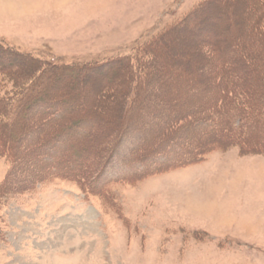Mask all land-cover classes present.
<instances>
[{"label":"rangeland","instance_id":"1","mask_svg":"<svg viewBox=\"0 0 264 264\" xmlns=\"http://www.w3.org/2000/svg\"><path fill=\"white\" fill-rule=\"evenodd\" d=\"M255 17L264 0H0V264H264ZM36 89L41 107L20 100ZM247 97L250 124L226 103ZM74 111L86 122L50 129ZM42 140L73 176L90 167L83 186L41 171Z\"/></svg>","mask_w":264,"mask_h":264},{"label":"trees","instance_id":"2","mask_svg":"<svg viewBox=\"0 0 264 264\" xmlns=\"http://www.w3.org/2000/svg\"><path fill=\"white\" fill-rule=\"evenodd\" d=\"M208 1V0H207ZM206 2H203L202 3V5H204ZM255 3V2H254ZM254 3H253V7H255L254 6ZM256 4V3H255ZM201 8V6H199L198 7V9H196L193 13H195V12H197V10H199ZM256 9H257V11H258V13H259V15H263V13H262V11L261 10H259V8L256 6L255 7ZM258 18H252L250 21H249V26H250V29L252 30H254V32L255 33H258V32H260L261 30H264V22L263 21H261V22H259V23H257L256 21H258L257 20ZM262 24H263V26H262ZM176 27H180L179 25H176ZM147 44V43H146ZM148 45H149V43H148ZM148 45H144V47H148ZM151 45V44H150ZM0 47H2L1 45H0ZM2 49H3V47H2ZM1 50V49H0ZM6 51V49H3V51ZM142 54L144 55V52H142ZM16 55H18L19 57H25V58H27V56L26 55H20V54H16ZM136 58V57H135ZM132 59V58H131ZM137 60H135V59H133V60H130V57H129V59H126V61L124 62V63H122V64H118V65H111V67H110V69H113V70H116L117 71V69L119 68V67H117V66H122V65H125V64H128V65H130L132 68H136V70H137ZM226 66H228V65H226ZM63 68H65V66H60V67H55L54 69H59V70H62ZM123 69H125L124 71L126 72V76H127V81L128 82H130L129 80V71H128V69L127 68H123ZM53 73H54V70H53ZM53 73H52V76H54L55 75V73H54V75H53ZM136 73V71H133L132 72V75L133 74H135ZM36 76H38V73L36 74ZM133 77H134V75H133ZM48 78V76H45L43 79L45 80V79H47ZM132 82V81H131ZM211 83V82H210ZM19 86V85H18ZM125 87V86H124ZM132 87V86H131ZM207 87H209V86H207ZM18 88H20V87H18ZM107 88V87H106ZM25 91V90H24ZM27 91H29V90H27ZM27 91H26V93L25 94H23L22 95V98L20 99V100H23V97L24 98H26V100H29V101H36V98H38V101H36V103L37 104H39V106L41 107L44 103H46V102H44L43 104L41 103L43 100H46V98H49L50 99V94L49 93H47L46 94V97L45 98H42L41 96H39V94H38V89H36V90H33V91H29V93H27ZM225 90H221L220 91V94L218 95V97L217 98H219V100L218 101H214L213 103H212V105H214V106H218V104H222V101H221V99L222 98H225V97H227V95H226V93L224 92ZM30 93H33V94H30ZM221 93H223L224 95H221ZM33 95H34V97H33ZM230 95V94H229ZM53 96V95H52ZM133 96V95H132ZM54 97H56V94H54ZM57 99H58V96H57ZM57 99H53L54 101H53V107L54 108H56V105L54 104V103H56V101H57ZM60 99V98H59ZM215 100H217L216 98H214ZM20 100H18V101H20ZM62 100V99H61ZM228 100V102H226L227 104H228V106H229V108H230V111H232L233 113H235V112H237L238 114H242V116H243V120L245 121V122H249L248 124H250V121H253V119H254V117L256 118V116H257V113H258V111H257V109H256V107L252 104V101L247 97V98H244L242 101H240V103L238 104V102H237V104L238 105H236V104H234V103H232L231 104V99L229 98V99H227ZM17 101V102H18ZM63 101V100H62ZM229 101H230V103H229ZM216 103V104H215ZM19 104H21V103H16L15 104V107H17V110L18 109H20L19 107H18V105ZM38 106V107H39ZM55 113V110L54 111H49L48 110V106H46V107H43V110H42V115L39 117L40 119H42L43 117H48V115L49 114H52V113ZM211 113V115L213 114H216V111H214V112H210ZM78 115H79V113L78 112H71L70 113V115H68L67 117H65V115L64 114H57L56 113V117L53 119V121H52V125L50 126V129H52L53 128V126H54V122H55V124H56V122L58 123V121H60V122H63V121H65V120H67L71 125H69V126H73V125H76L77 124V122H80V121H85L86 122V120H87V118H79L78 117ZM51 116V115H50ZM68 118H70V119H72V118H74V119H72V120H70L69 121V119ZM81 119V120H80ZM197 119L198 118H193L192 117V123L193 124H196L197 123ZM39 120V119H38ZM183 120H186V118H178L176 121H174V123H173V126L172 127H170L167 131H166V133L161 137V141H160V143L162 144V145H164V149L166 148V147H168V143H166V142H168V140L166 139L168 136H172V134L174 133V130H175V127L177 126V124L178 123H180V122H182ZM216 120H217V118H216ZM37 122V121H36ZM220 122V121H219ZM2 123L0 122V125H1ZM24 124V123H23ZM221 124V123H220ZM222 125V124H221ZM2 126V125H1ZM5 126H7L9 129H10V127H11V130L14 128L13 126H9V125H5ZM64 126H67L66 124L64 125ZM69 126H67V127H65V129H69ZM24 128V127H23ZM65 129H62V131H64ZM77 130V129H76ZM69 131H70V129H69ZM117 133H119V130L117 131ZM91 137V134H90V132H88V133H86L85 135H84V137L80 140L82 143H84L87 139H89ZM210 137V136H209ZM219 137V136H218ZM203 141L204 142V145H205V149H207V148H212L213 146H215V145H217L216 144V142H214V141H212V140H210V138L209 139H205V138H199V141ZM211 143V145H209ZM36 144H39L38 145V149H40L41 147H42V153L39 155V166H41L40 168H41V171H43L44 172V174L46 173L47 175L48 174H51L52 173V175H57V176H59V177H63V178H65V179H69V180H72L75 184H77V186H83L84 185V181L85 180H88V179H86V178H88V177H86L85 178V176L88 174V170L90 169V167H87L86 169H87V171H85L83 174L81 173V172H78L77 174H76V176H73L72 174H71V172H70V170L67 168V169H63L65 166H64V164H65V161H64V159L62 160V154L65 152V151H63L64 149L63 148H59V146H58V144H56L55 146L52 144H50V141H44V140H42V141H40L39 143H36ZM208 144V145H207ZM195 145H197L198 147H200V145H201V142H198L197 144H195ZM194 145V146H195ZM70 146L71 147H73V149H75L74 148V146H73V144H70ZM207 147V148H206ZM63 149V150H62ZM77 150H78V148H77ZM199 150L200 149H197V150H194L193 152H195L196 151V154H197V152H199ZM209 149H207L206 151H208ZM69 151V150H68ZM204 151V150H203ZM79 152V151H78ZM190 152H192V151H190ZM189 152V153H190ZM188 153V154H189ZM80 154V153H79ZM192 154V153H191ZM194 155V154H193ZM192 155V156H193ZM200 155V154H199ZM190 157H191V155H189ZM194 161V159L193 158H191V160H189L188 162H186V161H183V162H186L185 164L186 165H189L190 163H192ZM197 161H198V159H197ZM182 162V163H183ZM109 163V161H104L103 163H102V165H101V167L100 168H98L97 170L96 169H93V170H96V171H93L92 170V168H91V171H93L92 172V177H93V175H94V177H97L98 175H100L101 174V172H102V170H104L105 168H106V166H107V164ZM181 163V164H182ZM87 165H88V163H87ZM168 167H166L165 169H167V170H170V169H174V168H177V167H179V165L178 166H175V165H167ZM85 168V167H84ZM165 169H163V170H165ZM162 170V171H163ZM40 171V172H41ZM58 177V178H59ZM93 177V178H94ZM5 183V182H4ZM3 183V184H4ZM3 186V185H2ZM1 188V187H0ZM1 190V189H0Z\"/></svg>","mask_w":264,"mask_h":264}]
</instances>
